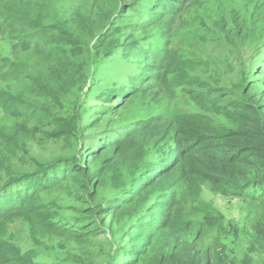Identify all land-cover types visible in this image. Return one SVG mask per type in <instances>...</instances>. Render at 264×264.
Segmentation results:
<instances>
[{
	"label": "rangeland",
	"instance_id": "1",
	"mask_svg": "<svg viewBox=\"0 0 264 264\" xmlns=\"http://www.w3.org/2000/svg\"><path fill=\"white\" fill-rule=\"evenodd\" d=\"M183 1L174 8L171 0H22L18 15L50 54L44 57L34 46L22 51L19 28L0 34V64L10 59L19 67L5 81L0 71V203L18 198L28 186L49 183L68 161L77 170L84 164L98 169L101 162L90 156L99 143L140 121L200 113L219 128L231 127L226 117L203 108L188 92L198 88L192 86L195 78L213 88L233 89L245 71L264 59V0ZM160 3L172 11V23L153 24L159 14L151 9L161 8ZM144 51L175 58L166 85L134 84L138 77L147 79ZM129 91L138 92L124 99ZM23 109L42 112L26 115ZM163 152L154 146L131 169L107 171L100 177L98 198H88L89 203L61 186L43 189L41 213L64 230L34 232L24 217L15 216L0 224V242L38 264H133L136 244H125V238L140 221L148 231L156 201L175 191L185 220L217 219L203 248L217 251L228 264H264V241L258 243L257 237L264 233V203L256 202L254 194L226 195L204 184L199 195L191 196L184 184L171 190L175 184L160 181L128 198L130 183L146 177ZM59 163L63 168L43 176ZM116 198L123 199L120 209L105 207ZM89 205L100 212V231L78 241L74 234L80 230L73 221ZM149 226L146 236L158 233L151 222Z\"/></svg>",
	"mask_w": 264,
	"mask_h": 264
},
{
	"label": "trees",
	"instance_id": "2",
	"mask_svg": "<svg viewBox=\"0 0 264 264\" xmlns=\"http://www.w3.org/2000/svg\"><path fill=\"white\" fill-rule=\"evenodd\" d=\"M21 2L22 0H0V34L7 28H19L24 33L17 41L22 51H29L34 46L41 55L48 57L49 48L41 44L38 34H29V22L18 15ZM171 2L173 3L169 6L174 8L184 4L183 0ZM160 5L161 8L151 9L152 14H159L153 17V24L172 23V11L163 3ZM143 58V73L147 79L138 77L134 84L140 82L142 86L145 83L166 85L167 77L174 68L175 58H160L151 51H144ZM0 71L5 81L17 75L19 67L10 59H4L0 64ZM194 85L198 88L188 92L190 98L203 108L210 107L222 114L227 118L230 128H219L213 124L211 118L200 113H177L165 118L137 122L124 131L120 129V135L103 139L90 156L94 162H101L98 169L96 167L90 170L84 164L77 170L75 163L68 161L65 170L56 173L49 183L28 186L16 194L18 198L8 201L6 205L0 203V224L15 216H22L30 223L34 232H60L64 230V226L40 211L43 209L40 206L43 189L61 186L72 192L78 200L88 202V198L97 199L99 191L102 190L100 177L106 175L107 171L113 169L121 172L125 168L131 169L133 163L140 161L154 146L163 152V147L171 142V148L167 153L163 152L161 159L155 163L156 166L150 170L148 167L146 177L135 179V182L133 180L129 184L128 198H133L155 182L168 181L170 185L175 184L171 190L179 184L186 185L191 196L199 195L202 186L207 184L216 192L226 195L254 194L256 202L264 203V59L252 71H245L233 89L213 88L196 78L192 80V86ZM137 92L129 91L123 98ZM16 107L24 108L20 104ZM20 112L39 115L42 111L23 109ZM60 168H63L61 163L43 176H48L53 170L57 172ZM148 176L151 179H147ZM26 178L27 176L23 180ZM34 182L36 184L37 181ZM5 189L6 187L1 192ZM122 201L123 199H113L105 207L116 211L122 207ZM3 205L5 206L2 207ZM150 212L148 231H143L145 224L140 221L134 226L133 233L130 231V235L124 240L125 244H136L134 251L138 252L134 256L137 261L133 264H228L217 251L201 245L217 225L215 216L205 215L199 221L185 220L184 206L175 191L156 201ZM82 213L73 221V225L82 230L81 233L76 231L74 234L78 241H86L100 231V212L89 205ZM260 220L264 222V215ZM150 222L158 233L146 236L150 232ZM90 224L94 228L91 233ZM262 234L263 237L257 236L258 243L264 241V233ZM148 251L151 254L140 260L141 255ZM0 264L38 263L33 262L30 256L22 254L19 249L0 242Z\"/></svg>",
	"mask_w": 264,
	"mask_h": 264
}]
</instances>
